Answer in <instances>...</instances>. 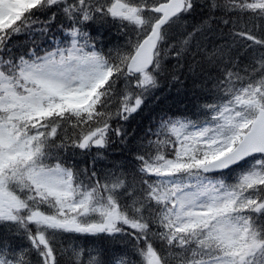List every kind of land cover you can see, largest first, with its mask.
I'll return each mask as SVG.
<instances>
[{"label": "snow or ice", "instance_id": "1", "mask_svg": "<svg viewBox=\"0 0 264 264\" xmlns=\"http://www.w3.org/2000/svg\"><path fill=\"white\" fill-rule=\"evenodd\" d=\"M246 18L264 21V0H0V264H112L105 247L63 248L64 234L128 249L114 264H264V37ZM105 25L126 37L107 52ZM216 33L232 43H205ZM237 43L260 51L242 66ZM188 58L190 73H217L210 102L160 116L130 170L98 172L113 138L128 146L111 121ZM93 148L84 166L68 155Z\"/></svg>", "mask_w": 264, "mask_h": 264}, {"label": "trees", "instance_id": "2", "mask_svg": "<svg viewBox=\"0 0 264 264\" xmlns=\"http://www.w3.org/2000/svg\"><path fill=\"white\" fill-rule=\"evenodd\" d=\"M199 17H189L188 19L192 21L193 19H198ZM43 19V17H41ZM57 23H60L58 20ZM241 23L247 24L249 28L253 29V32L258 37H264V21L253 20L246 18ZM95 27V26H94ZM102 33V40L105 51L108 48L116 47L117 45L123 44L126 37L121 33L116 26L105 25L103 28L99 29ZM227 33V29L224 30ZM172 33L177 38L180 33L173 29ZM96 31L93 30V35H96ZM57 35L59 33L57 32ZM39 39V37H37ZM25 37L17 38V43L25 42ZM209 46L211 45H224L230 44L232 41L226 35L221 37L219 33L215 35H210L209 39L205 41ZM43 47H50L48 42H43ZM260 51L259 46L255 47V50H249L247 53L244 52V48L241 44L237 43L233 49L232 55L236 56L239 54L241 65H245L251 59V56ZM197 60L200 57L196 58ZM183 64L182 68L176 69L177 61L175 59H168L166 61L167 67L169 69V74H166L160 80V86L155 89L151 95H148L141 105L140 109L134 114H132L126 121L119 118L113 119L111 125L113 128L120 127L127 131L128 142L127 147L120 144L119 140L113 138V142L109 145L106 150H101V155L106 157V159H97L96 170L102 172L107 168H110L114 162L123 163L125 165V170H130L132 166V161L129 153V149L132 148L136 142L144 136L146 130L149 127L155 128L156 123L160 116L167 114L168 116L174 117H195V113L199 110V105L210 102L208 95L205 93V86L210 87V84H205L204 75H217L214 71L209 72L207 65H200L196 68L195 73H190L188 65L194 63L191 58L182 60L180 62ZM201 67L204 69V74L201 73ZM175 74L180 77V80L173 81L171 75ZM122 87V85H121ZM69 135L71 136V129H69ZM97 150L93 148L91 152L82 153L76 150L75 155L72 156V150H69L68 155L71 156L78 166H84L89 163L92 157L96 156ZM7 231L3 226H0V238L7 236ZM60 246L63 248H68L70 244H80L88 249L94 248L96 246L105 247L108 250L105 253V259L109 260L114 264L115 260L119 259L121 255L125 254L128 249L126 248H115L111 249L105 241L100 239H95L92 237H83L80 234H64L57 237ZM13 247L22 248L27 247L26 242L18 239L12 238ZM58 260L60 264H67L68 256L63 257L58 255ZM35 260V257H33Z\"/></svg>", "mask_w": 264, "mask_h": 264}]
</instances>
